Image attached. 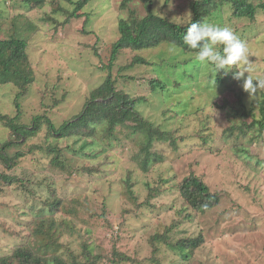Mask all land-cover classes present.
<instances>
[{
  "label": "rangeland",
  "instance_id": "obj_1",
  "mask_svg": "<svg viewBox=\"0 0 264 264\" xmlns=\"http://www.w3.org/2000/svg\"><path fill=\"white\" fill-rule=\"evenodd\" d=\"M192 1L153 0V8L159 16L185 26L193 19ZM40 2L46 5L28 12L22 0H0V39L17 37L18 32L28 36L36 76L18 99L21 91L17 87L0 86V115L18 116L16 123L21 125L44 118L42 132L7 149L8 158L21 154L14 167L0 161V174L14 179L10 183L0 178V259L14 255L19 247L37 249L56 240L59 254L78 253L82 241H87L111 260L96 257L93 264H114L113 247L131 257L127 264H157L151 241L154 235H167L173 242L202 233L205 243L189 261L177 250L165 247L155 255L159 264H264V134L256 126L245 134L236 130L234 136H226L231 119L240 121L230 116L226 103L237 106L240 96L251 115L245 120L251 124L261 119L264 90L249 94L242 87L243 81L234 79L235 68L226 76L223 70L216 74L210 66L197 64L194 54L170 53L168 44L138 53L152 62V67L139 65L137 54L126 50L109 68L112 47L120 38V19L130 18L132 12L139 19L147 15L140 0L127 6H123L124 0H95L79 12L83 14L80 18H69L75 5L68 0H36L35 4ZM233 14L225 6L207 20L230 27L245 41L254 75L264 76V10L254 19H236ZM171 57L176 58L175 64L188 61L187 70L192 75L180 80L169 75L171 87L177 89H171L167 100L169 94H155L148 83H142L145 76H156L161 60ZM178 71L183 72V68ZM109 78L117 92L139 100L137 111L144 121L167 133L165 140L155 139L153 153L162 160L147 172L134 159L143 147V134L134 130L133 122L112 133L109 126H99L94 144L84 149L85 154L94 156L73 152L79 151L81 141L48 135L46 119L59 129L84 110L91 94ZM10 141L16 139L0 118V148ZM57 142L65 149V170L52 163L53 154L48 151ZM237 147L247 152H237ZM192 174L222 196L221 203L206 213L186 207L180 196V182ZM128 184L132 199L125 208L129 212L124 213L120 193ZM54 196L65 204L77 200L81 220L63 211L51 216L44 201ZM133 202L139 206L136 213L130 210ZM102 203L107 205L115 228L106 233L89 215ZM63 219L73 223L74 234L60 225ZM118 225H122L120 235ZM90 230L92 234H88Z\"/></svg>",
  "mask_w": 264,
  "mask_h": 264
},
{
  "label": "trees",
  "instance_id": "obj_2",
  "mask_svg": "<svg viewBox=\"0 0 264 264\" xmlns=\"http://www.w3.org/2000/svg\"><path fill=\"white\" fill-rule=\"evenodd\" d=\"M36 0H22L24 8L28 12L43 8L46 4L40 2L39 5L35 4ZM71 4L75 5L74 11L70 14L69 18H80L83 14H79L86 5L95 0H68ZM133 0H124L123 6H127ZM146 9V17L139 19L132 12L131 17L128 19H120L119 21V40L114 43L111 52V60L109 68L117 61L121 52L130 50L137 54L136 63L143 66H153V63L146 61L145 58L139 56V52L155 49L165 44L171 45L175 43L181 52L186 55H193L195 50H191L183 43V34H186L189 24L192 22H198L207 20L211 14L223 10L225 6L233 11V15L236 19L249 18L254 19L259 10H264V1L257 0L259 3L253 0H194L191 2V11L193 13V19L187 24L183 25L175 21L168 20L164 17L159 16L155 13L153 8V0H140ZM61 10V8H56ZM1 15V13H0ZM23 29V28H22ZM18 36H10L8 39H0V86L13 85L17 87L21 93L18 94L20 98L21 94L27 92L28 87L35 81V72L31 64L29 53H28V36L23 37L22 32H18ZM176 58L171 57L168 59L161 60L156 66V76L148 77L145 76V80L142 84L148 83L153 93H160L163 95L169 94L167 100L171 98V89H177L171 87V82L168 81V76H177L178 79L181 76H191L187 68L190 65L188 61L174 63ZM172 63V65H170ZM167 64L170 68L162 69L160 66ZM200 64V63H197ZM195 65V63H194ZM134 65H131L133 68ZM183 68V72H179L178 69ZM180 80V79H178ZM178 92V91H177ZM174 93V92H173ZM163 95V96H164ZM16 99V100H17ZM142 100V99H141ZM138 99H131L127 94L123 92H117L114 89L112 80L109 78L106 83L98 88L91 94L90 99L87 101L84 110L72 119L65 121L62 126L57 129L51 121L46 119L48 127V135L58 140H73V142H80L81 146L79 151H73L75 154L81 153L84 156H94L95 154L84 153L89 145H93L97 133L98 127L107 125L109 126V133L117 127L125 126L128 122L135 124L134 130L141 131L143 134L142 148L134 156V159L139 162L143 171L147 172L148 169L153 166L157 161L162 160V157L158 153H153L155 139L165 140L167 133L160 128L155 127L147 121H144L137 111ZM261 119H254L251 124L245 120V117H250V112L246 110V105L243 103L240 96H238V102L236 105L226 106L230 107V116L233 114L239 118L233 117L232 123L227 128V137H232L236 130H239L241 134H245V130H253L256 126H259L258 131L264 134V101L261 103ZM17 108L20 109V105L17 100ZM226 108V107H225ZM173 110V109H172ZM177 114V112H176ZM178 115V114H177ZM20 117V116H19ZM1 120L5 121V125L11 131L16 141H10L2 143L0 148V161L5 164L8 168L15 166L13 163H17V158L21 154H17L16 158H8L7 149L18 145L20 141L32 138L38 135L43 130V117H37L31 125H21L16 123V119L7 118L6 116L0 115ZM155 128V129H154ZM113 136L110 134V137ZM111 142V141H110ZM50 147L49 153L53 154L52 163L57 165L59 168L65 170L68 167V160L64 158L63 151L65 149L60 148V143ZM113 142L110 146H113ZM237 152H247L244 147H237ZM57 167V168H58ZM0 178L5 181L14 182V179L8 176L0 174ZM131 184L126 185L123 191L120 193L121 201L124 213H128L129 210L125 209L128 201H131L132 197H129ZM179 193L186 207L199 213H206L221 203V194L213 192L210 186L204 182L200 176L192 174L185 177L179 184ZM122 199H127L123 202ZM132 212L136 213L139 208L135 202L130 203ZM44 208L49 211V214L54 217L59 211H63L67 216H74L78 220L79 209L78 201L73 200L72 204H65L62 199L54 196V198L46 199L44 201ZM42 209V212L44 210ZM96 212L90 213V217L95 219L96 222L102 228L105 233L113 228L110 219L108 217V207L105 203H102ZM60 225L68 227L67 233L74 234L76 229L72 222L68 223L67 219L61 220ZM85 224V221H81ZM53 224V223H52ZM121 223H119L120 225ZM117 227V235L122 233L121 227ZM95 230V229H94ZM115 228L112 229V231ZM98 231V230H95ZM88 234H92V230L88 231ZM113 234V233H112ZM116 235V234H113ZM91 238V237H89ZM102 238V236H101ZM53 240V238H52ZM106 240H110L106 238ZM154 247L153 260L159 264L158 258L155 256L157 252L161 251L162 248L170 247L172 250H177L182 255L184 260H190L193 256L194 251L200 248L205 243V237L202 233L197 237H190L184 240L171 241L167 235H154L151 239ZM56 240L52 244L47 243L33 249L32 246H23L15 250V254L0 259V264H93L95 258L105 259L97 248L96 245H92L87 241H82L80 244V252L75 253L70 251L69 253L62 255L59 254V245L56 244ZM172 242V243H171ZM56 247L57 251H52ZM112 262L114 264H127L132 259L125 253L113 247L112 249ZM176 252V251H175ZM83 259V260H82ZM108 261H111L108 259ZM131 263L135 264V261Z\"/></svg>",
  "mask_w": 264,
  "mask_h": 264
},
{
  "label": "clouds",
  "instance_id": "obj_3",
  "mask_svg": "<svg viewBox=\"0 0 264 264\" xmlns=\"http://www.w3.org/2000/svg\"><path fill=\"white\" fill-rule=\"evenodd\" d=\"M189 25L186 34H183V43L195 50V61L210 66L216 74L223 70L225 76L235 68L234 79L242 80V87L249 94L264 90V76L254 75L247 43L230 27L220 26L206 19ZM168 51L177 54L181 49L172 43Z\"/></svg>",
  "mask_w": 264,
  "mask_h": 264
}]
</instances>
